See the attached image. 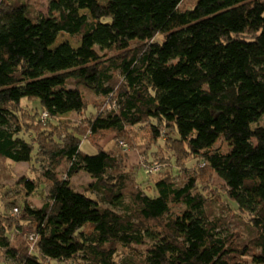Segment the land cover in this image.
Wrapping results in <instances>:
<instances>
[{"label": "trees", "instance_id": "1", "mask_svg": "<svg viewBox=\"0 0 264 264\" xmlns=\"http://www.w3.org/2000/svg\"><path fill=\"white\" fill-rule=\"evenodd\" d=\"M46 1L39 16L30 0H0V159L27 163L44 191L20 219L0 214L3 257L264 264V0H197L196 19L182 0ZM59 33L77 47L53 48ZM67 113L83 118L59 121ZM136 138L148 162H164L141 182L128 167ZM85 139L94 155L81 151ZM79 173L90 180L76 190ZM212 203L250 237L224 230Z\"/></svg>", "mask_w": 264, "mask_h": 264}, {"label": "rangeland", "instance_id": "2", "mask_svg": "<svg viewBox=\"0 0 264 264\" xmlns=\"http://www.w3.org/2000/svg\"><path fill=\"white\" fill-rule=\"evenodd\" d=\"M197 0H182L179 8L181 10H190L191 19H196L199 17L200 12L196 6ZM30 4L32 5L34 12L36 15L39 16H46L47 15V1L46 0H30ZM158 41L160 38L157 39ZM62 43H69L72 47L76 48V42L74 39H71L65 33H59L57 39L53 45V48L62 44ZM83 92L84 97L90 102L93 100L94 96L86 89L80 88ZM21 106L24 109H27L30 113H40V106L36 99H21ZM93 112L92 106L88 107L86 111L87 113ZM83 117L76 116L74 114H64L59 116V121L63 122L65 120H75L78 121ZM260 126H264V115L261 117L260 121L258 122ZM27 138V137H26ZM31 138V137H30ZM140 139V140H139ZM137 149L134 152L128 153V167L136 166L139 168L136 178L139 182L147 180V173L149 167L157 163L161 165L160 172L163 169L162 161L152 162V159L158 161L157 154H152L150 156V162L147 161L146 156L144 157L145 149L143 147L144 143L142 142L141 138H136ZM112 145L110 140H106L102 142L101 146L104 148H109ZM123 148H126L124 144L121 143ZM80 149L83 153L87 155H94L96 153V147L90 142L89 139L82 140L80 144ZM161 163V164H160ZM167 168V166L165 167ZM29 165L27 163H10L5 161L4 159H0V214H8L13 219H20L21 217V210L20 207L23 202L29 204L32 208H40L43 202L44 191H43V183L39 182L38 174L29 176ZM163 171V170H162ZM158 172V171H157ZM153 174V173H152ZM152 178V176H151ZM24 180H29L34 186L33 191L28 192L25 189L24 184L22 183ZM90 180V177L85 173L77 174L72 180L71 185L76 190L82 189L84 185ZM213 184L217 187L221 185V181L214 177ZM17 208L18 213H14L13 209ZM181 207H176L175 212H179ZM207 211L211 216H218L224 218L226 224L223 225V229L227 231H235L240 236V241H246L251 235V229L248 228L244 223L240 222L239 220H235L227 214L218 206V204L212 203V205L207 206ZM15 228L13 229L14 232ZM18 232L21 233V236L18 235L22 240L23 233H30L32 232V228L24 227L23 229L19 230ZM234 232V233H235ZM0 264H13L11 261L5 259L0 251ZM54 264V263H51Z\"/></svg>", "mask_w": 264, "mask_h": 264}, {"label": "built area", "instance_id": "3", "mask_svg": "<svg viewBox=\"0 0 264 264\" xmlns=\"http://www.w3.org/2000/svg\"><path fill=\"white\" fill-rule=\"evenodd\" d=\"M46 116H47L46 113L43 112V113H42V118L45 119ZM160 167H161V165H159V164H157V163H154V164H152V165L149 167L148 171H150V172H157V171H159ZM13 212H14L15 214L18 213V209H17V208H14V209H13ZM27 236H28V234H27ZM29 239H30L31 241H34V238H33L32 234L29 235ZM32 246H33V244H29V248H30V250L32 249Z\"/></svg>", "mask_w": 264, "mask_h": 264}]
</instances>
